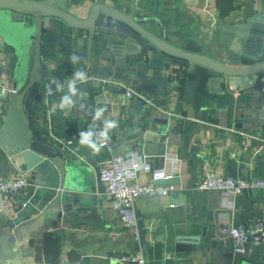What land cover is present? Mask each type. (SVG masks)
Returning <instances> with one entry per match:
<instances>
[{
	"label": "crops",
	"instance_id": "1",
	"mask_svg": "<svg viewBox=\"0 0 264 264\" xmlns=\"http://www.w3.org/2000/svg\"><path fill=\"white\" fill-rule=\"evenodd\" d=\"M21 1L54 4L80 20L90 16L94 5L105 4L138 18L172 46L225 62L250 52L248 36L264 14V0ZM28 18L38 25V18ZM39 22L43 31L33 86L23 102L35 138L52 145L60 160L80 161L93 171L112 155L138 151L148 166L139 173L140 183H157L165 176L180 180L170 183L176 186L171 195L135 201L146 264H264V244H249L244 255H237L228 232L230 222L235 226L264 215V192L232 195L193 188L207 168L224 176L264 177V91L235 90L211 67L172 58L108 26L77 28L45 13ZM73 53L80 56L78 64L70 61ZM17 59L15 48L0 36V85L13 88ZM78 69L89 77L77 85L85 93L78 104L85 108L77 104L61 110L60 98ZM247 78L254 82L256 75ZM52 79L64 87L47 96ZM141 82L154 88L141 90ZM127 87L136 94L126 97ZM9 93L6 89L0 96V127ZM100 107L106 108L101 129L104 120L118 126L95 154L78 140ZM18 162L0 148V177L25 173L35 185V175L22 171ZM30 187L1 202L0 264H129L116 255L132 252L137 244L112 213L105 191L67 203L65 212L51 207L22 220L19 216L35 210L34 205L18 207Z\"/></svg>",
	"mask_w": 264,
	"mask_h": 264
},
{
	"label": "water",
	"instance_id": "2",
	"mask_svg": "<svg viewBox=\"0 0 264 264\" xmlns=\"http://www.w3.org/2000/svg\"><path fill=\"white\" fill-rule=\"evenodd\" d=\"M24 15L22 20L14 19V14ZM41 13L56 16L77 28L93 25H104L123 34H131L135 40L145 41L160 52L179 60L194 61L211 67L225 80L228 87L243 90L254 87L264 91V14L257 16L254 30L248 36L247 50L240 57L225 62L200 52L184 50L170 45L133 18L114 7L105 4L93 6L90 16L80 20L57 5L41 2H25L21 0H0V36H2L17 53L14 66L13 91L8 94L7 108L0 127V148L18 159L22 171L35 175V185L31 186L25 200H21L19 209L35 206L29 215L20 217L28 219L39 212L67 211L66 204L78 199L88 198L96 190L105 191L99 169L94 171L78 161L60 160L52 145L38 140L34 136V122L26 115L23 102L33 86V69L37 59V41L43 31L39 15ZM107 16L103 21L101 16ZM38 18V25L29 22L28 16ZM246 50V51H247ZM247 61L251 64L247 65ZM256 75L253 81L249 76ZM141 90H152L153 85L141 82ZM39 98L38 95L35 96ZM178 177L159 180V184L179 183ZM53 209V208H52ZM227 218V216H225ZM232 221V220H231ZM18 223V221H17ZM228 226L230 234L233 224Z\"/></svg>",
	"mask_w": 264,
	"mask_h": 264
},
{
	"label": "built area",
	"instance_id": "3",
	"mask_svg": "<svg viewBox=\"0 0 264 264\" xmlns=\"http://www.w3.org/2000/svg\"><path fill=\"white\" fill-rule=\"evenodd\" d=\"M3 90L13 91L0 85ZM135 90L127 87L124 95L132 97ZM5 95V94H4ZM97 133L102 130L99 121L93 128ZM147 163L138 151L115 154L102 160L99 164V175L105 184V197L111 204L112 213L121 221L134 237L137 248L130 253L117 254V259L129 264H146V258L141 247V228L137 214L135 201L140 197L167 196L175 190L174 184L140 183L139 173L147 169ZM170 178V176H165ZM34 183L25 173L13 176L0 177V206L4 199L21 194ZM198 191H221L227 194H240L246 190H260L264 192V177H231L218 174L212 168L203 172L202 178L193 185ZM1 210V209H0ZM230 235L233 240V252L237 255H244L249 244H264V215L256 217L249 223H240L233 226Z\"/></svg>",
	"mask_w": 264,
	"mask_h": 264
},
{
	"label": "clouds",
	"instance_id": "4",
	"mask_svg": "<svg viewBox=\"0 0 264 264\" xmlns=\"http://www.w3.org/2000/svg\"><path fill=\"white\" fill-rule=\"evenodd\" d=\"M70 61L72 64H78L80 62V56L73 53ZM88 80L89 77L83 69L74 71L73 78L69 80L67 84V93L61 96L58 107L61 110L76 107L78 101H82L85 97V93L80 91L77 85L78 83H86ZM53 85L55 86V89L53 88ZM63 87L64 85L60 81L52 79L48 85H46V95L52 96L54 91H61L63 90ZM78 107L80 110H83L85 108V104L81 102L78 104ZM55 110L56 106H54L51 111L54 112ZM105 111L106 108L104 107L97 108L93 114V122L89 125L88 130L79 131V144L91 149L95 154H98L101 149L105 147L110 139V131L118 126V123L115 120H104L103 128L97 136V133L92 129L96 127V121H100L102 119Z\"/></svg>",
	"mask_w": 264,
	"mask_h": 264
}]
</instances>
